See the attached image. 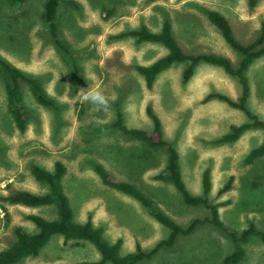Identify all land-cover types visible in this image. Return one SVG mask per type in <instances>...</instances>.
<instances>
[{
	"label": "rangeland",
	"instance_id": "374dc122",
	"mask_svg": "<svg viewBox=\"0 0 264 264\" xmlns=\"http://www.w3.org/2000/svg\"><path fill=\"white\" fill-rule=\"evenodd\" d=\"M46 0H0V57L37 78L54 100L53 106L38 103L29 84L21 79L26 110V130L14 122L8 107L6 85L10 81L0 65V251L17 239L18 227L28 232L37 226L27 215L58 217L56 203L30 207L6 202L3 197L17 190L49 191L32 168L53 170L57 161L67 170L62 187L70 198L74 219L89 218L102 229L110 244L122 241L121 254L149 252L170 231L159 223L140 201L105 185L95 170L102 163L117 178L132 182L159 209L183 226L211 217L205 205L187 204L166 170V147L153 148L137 137L123 133L113 123L121 112L129 127L151 129L147 113L151 104L159 116L165 138L180 154V167L187 189L202 194V178L211 172L210 203L228 201L219 207L225 228L207 221L190 234H181L171 246H163L136 264H223L235 250L229 230L241 232L251 222L264 230V155L252 163L245 158L264 140V128L247 129L233 143H217L232 125L248 121L238 108L219 99L205 102L209 93L236 98L241 84L221 66L196 65L188 81L186 64L175 63L162 71L148 88L139 64H151L168 52L159 43L139 40L132 31L143 26L159 31L170 20L174 34L188 54L216 53L234 63L239 53L225 41L209 20L206 9L222 12L243 43L253 41L264 20V0H61L56 17L59 38L66 52L55 45L43 19ZM105 10L111 11L105 17ZM250 83L248 108L264 121V56L246 71ZM101 90L109 100L97 110L85 102L81 89ZM233 176L232 188L220 190ZM244 258L238 264H264V241L252 236L243 244ZM96 246L85 240L52 237L39 255L18 264H62L100 260ZM112 264V263H106Z\"/></svg>",
	"mask_w": 264,
	"mask_h": 264
},
{
	"label": "trees",
	"instance_id": "16d2710c",
	"mask_svg": "<svg viewBox=\"0 0 264 264\" xmlns=\"http://www.w3.org/2000/svg\"><path fill=\"white\" fill-rule=\"evenodd\" d=\"M14 1L22 2L25 0ZM251 2L253 4L255 0H251ZM60 4L61 0H46L44 4L43 19L48 26V32L55 45L59 46L66 52H69L59 38L57 31L56 17ZM104 12H106L104 14L105 17H108L111 14V11L109 10H105ZM206 14L209 20L219 29L227 44L239 53L240 59L238 63H234L230 57L222 54L186 53L174 34L171 21L166 20L163 22L159 31H153L146 26L132 31V34L137 36L139 40L159 43L168 49L166 54L157 58L151 64L137 65V70L142 74L146 85L150 89L153 88L157 76L175 63L184 62L186 64V68L183 71V80L185 82L192 77L196 70V65L201 62L221 66L227 73L235 76L242 87L241 93L238 97L232 98L227 94L214 92L207 94L204 99L205 102L211 99L225 101L229 105L240 109L247 115V122L239 125H232L231 130L228 133L216 139L217 143H233L238 140L247 129L259 127L264 128V121L258 114L252 112L248 108L247 102L250 96V83L249 78L246 75V71L251 64H253L258 57L264 56V20L262 21L261 29L257 37L251 42L243 43L235 35L231 22L222 12L208 8L206 9ZM0 65L6 69L10 79L6 85L9 110L17 127L24 131L27 127L25 119L26 110L19 81L23 79L29 84L32 94L38 103L44 106H53L54 100L37 78L26 76L22 70L11 65L1 57ZM147 113L153 121V127L149 130L138 127H127L123 122L121 112L118 114V119L113 125L114 127L119 128L123 133L145 141L150 147H166L168 151L166 170L168 173H160L157 177L169 178L175 187L181 192L183 199L187 204L208 206L211 210V217L205 219L198 218L190 222V224L183 226L159 209L155 201L136 184L117 178L102 163H96L95 170L105 185L136 198L149 209L159 223L167 227L170 231L168 237L159 241L149 252L145 251L140 244H137L136 250L121 254V240L110 244L105 240L102 229L96 227L90 218L85 222H78L74 219L70 198L64 191L61 183L67 170L66 165L61 161H57L53 170L34 165L32 168L34 177L39 181L47 183L49 191L45 193H35L22 189L9 195H5L3 199L8 203L22 204L30 207L56 203L58 217L50 220L39 214H28L27 217L37 226V231L28 232L27 230L18 227L16 229L17 239L15 242L0 251V264H18L25 258L39 255L49 240L58 235L63 236L66 241L71 239L89 241L96 246L101 255V259L96 261H79L62 264H136L143 259L152 256L161 247L173 245L179 235L190 234L199 224L209 221L219 228H225L219 215V207L226 205L229 202L226 200L214 204L210 203L209 193L212 189L211 172L206 170L203 173L202 194H192L187 189L183 180L180 167V154L177 148L170 144L165 138L162 122L151 104L147 106ZM263 155L264 140L259 146L250 150L245 161L247 163H252ZM233 178V176H230L229 180L220 190V194L228 192L232 188ZM229 233L235 242V250L225 257L223 264H238L245 255L243 244L252 236H258L264 241V230H260L252 222L239 233L233 230H229Z\"/></svg>",
	"mask_w": 264,
	"mask_h": 264
},
{
	"label": "clouds",
	"instance_id": "9594fccd",
	"mask_svg": "<svg viewBox=\"0 0 264 264\" xmlns=\"http://www.w3.org/2000/svg\"><path fill=\"white\" fill-rule=\"evenodd\" d=\"M79 94L82 95V98L85 102H88L97 110L107 109L109 106L108 98L99 89L90 86V88L87 90L81 89Z\"/></svg>",
	"mask_w": 264,
	"mask_h": 264
}]
</instances>
